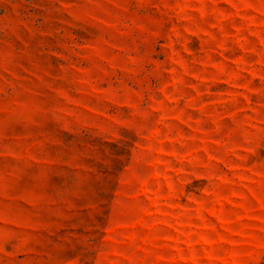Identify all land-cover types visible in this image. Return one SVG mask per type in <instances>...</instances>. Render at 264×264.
<instances>
[{"label": "rangeland", "instance_id": "374dc122", "mask_svg": "<svg viewBox=\"0 0 264 264\" xmlns=\"http://www.w3.org/2000/svg\"><path fill=\"white\" fill-rule=\"evenodd\" d=\"M0 264H264V0H0Z\"/></svg>", "mask_w": 264, "mask_h": 264}]
</instances>
